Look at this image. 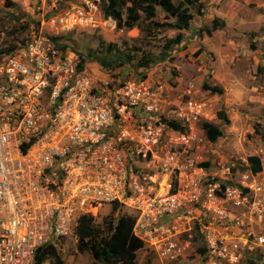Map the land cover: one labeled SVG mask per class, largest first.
<instances>
[{
    "label": "built area",
    "instance_id": "1",
    "mask_svg": "<svg viewBox=\"0 0 264 264\" xmlns=\"http://www.w3.org/2000/svg\"><path fill=\"white\" fill-rule=\"evenodd\" d=\"M50 2V15L0 58V264H35L40 248L74 237L80 216L114 206L132 212L133 235L159 264H264V160L235 185L207 178L194 86L173 103L180 128L162 143L153 93L94 83L55 40L115 22L89 0ZM154 160L163 167L152 174Z\"/></svg>",
    "mask_w": 264,
    "mask_h": 264
},
{
    "label": "rangeland",
    "instance_id": "2",
    "mask_svg": "<svg viewBox=\"0 0 264 264\" xmlns=\"http://www.w3.org/2000/svg\"><path fill=\"white\" fill-rule=\"evenodd\" d=\"M89 1L103 13L106 2ZM166 1L165 6L154 5L155 15L151 19L140 12L139 25L132 30L118 29L114 21L115 27L111 23L76 30L57 42L68 54L85 59L84 66L94 83L111 89L133 84L153 93L155 101L150 103L157 104L159 111L152 114L151 122L162 129V143L172 129L180 128L174 123L172 105L180 92L192 84L196 99L204 104L195 128L197 137L202 139L198 166L207 178L222 186L238 184L249 174L245 166L248 156L257 155L264 160L260 135L264 132V0ZM79 2L59 0L58 9ZM51 4L50 0H0V50L26 40L42 16L46 19L53 11ZM181 12L190 16L185 30L178 29ZM214 25L218 28L214 29ZM178 36L181 42L174 44ZM108 46L127 55L125 61L109 71L88 60L92 56L102 57L101 52ZM5 54L1 53L0 58ZM214 87L222 88V93H215ZM221 109L228 124L217 117ZM204 124L220 129L222 137L215 143L209 142ZM156 150L163 156L162 146ZM153 166L163 167V162L154 160L150 166L152 174L156 172ZM108 213L107 207L101 209L95 224L102 226L105 221L115 223L122 215L132 216L128 208ZM193 241H197L194 246L201 248L197 237ZM77 242L76 238L62 240L55 248L65 264H92L88 252L77 251ZM137 264L159 262L142 249L137 254Z\"/></svg>",
    "mask_w": 264,
    "mask_h": 264
},
{
    "label": "trees",
    "instance_id": "3",
    "mask_svg": "<svg viewBox=\"0 0 264 264\" xmlns=\"http://www.w3.org/2000/svg\"><path fill=\"white\" fill-rule=\"evenodd\" d=\"M106 2L103 7V15L105 18H111L116 22L118 29L132 30L138 27L140 20V12H143L146 18L151 19L155 15L154 5L165 6L166 0H103ZM125 16V18H123ZM190 16L183 12L179 14L178 29L185 30L188 28ZM216 21H214L215 23ZM214 29L218 26L213 27ZM210 32H208L209 34ZM63 37V36H62ZM58 37L55 40L62 38ZM181 42V37L178 36L174 44ZM18 48V45L9 44L6 49L0 50L1 53L9 54ZM65 50V47H61ZM102 57L92 56L89 61L97 63L103 70H111L118 62H123L127 59L115 46H108L103 52ZM109 60L106 61L105 59ZM163 60L166 57L162 58ZM80 60V59H79ZM85 64V59L80 60L79 67L82 68ZM212 90L217 93H222V88L214 87ZM218 119L228 124V119L225 112L221 109L217 112ZM204 130L209 142L215 143L222 137L220 129L204 124ZM258 131V130H257ZM257 134H260L257 132ZM261 139L264 143V132ZM247 167L250 172L255 174L261 169V160L258 156L247 157ZM118 212L119 209L114 206L110 212ZM95 219L90 215L80 216L75 227V235L78 240L77 251L88 252L92 259V264H137V254L144 248V243L136 238L132 233V227L135 218L133 216L122 215L117 218L116 222H103L102 226L95 224ZM196 228V227H195ZM56 246L47 245L38 250L35 257V264H65L64 260L57 252ZM199 252H204V248H198ZM249 264L254 262L249 260Z\"/></svg>",
    "mask_w": 264,
    "mask_h": 264
},
{
    "label": "crops",
    "instance_id": "4",
    "mask_svg": "<svg viewBox=\"0 0 264 264\" xmlns=\"http://www.w3.org/2000/svg\"><path fill=\"white\" fill-rule=\"evenodd\" d=\"M223 110V109H222ZM224 111V110H223ZM225 112V111H224ZM226 114V113H225ZM251 156H253V155H251ZM254 156H257V155H254ZM249 157V156H248ZM259 157V156H258ZM260 158V157H259ZM247 158H246V167H247ZM247 171L248 172H250V170H249V166L247 167ZM260 171H261V169H260ZM260 171H257L255 174H258ZM252 173V172H251ZM248 220H249V225L252 227V228H254V226L256 225V221L255 220H253L252 218H248Z\"/></svg>",
    "mask_w": 264,
    "mask_h": 264
},
{
    "label": "clouds",
    "instance_id": "5",
    "mask_svg": "<svg viewBox=\"0 0 264 264\" xmlns=\"http://www.w3.org/2000/svg\"><path fill=\"white\" fill-rule=\"evenodd\" d=\"M104 16V15H103ZM105 18V17H104ZM105 19H107V18H105ZM260 160H262L261 158H260ZM261 170H262V163H261ZM261 172V171H260ZM259 172V173H260ZM249 174H253V173H251V172H249ZM129 216V215H128ZM94 218H96V217H94ZM71 238H76V235L74 234V237H70L69 239H71ZM69 239H67V240H69ZM75 240V239H74ZM76 240H77V238H76ZM143 249H145V248H143ZM46 264H48V263H46Z\"/></svg>",
    "mask_w": 264,
    "mask_h": 264
}]
</instances>
